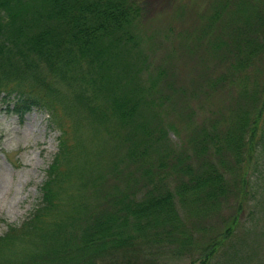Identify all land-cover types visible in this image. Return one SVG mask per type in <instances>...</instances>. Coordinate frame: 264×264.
<instances>
[{
	"label": "trees",
	"instance_id": "16d2710c",
	"mask_svg": "<svg viewBox=\"0 0 264 264\" xmlns=\"http://www.w3.org/2000/svg\"><path fill=\"white\" fill-rule=\"evenodd\" d=\"M145 6L0 0V111L21 123L35 109L58 130L37 200L0 234V264H168L191 253L189 264H264V227L238 220L241 203L196 235L184 219L194 226L243 195L244 168L264 154V0L172 6L163 36L194 73L189 85L175 54L152 63L144 50Z\"/></svg>",
	"mask_w": 264,
	"mask_h": 264
},
{
	"label": "rangeland",
	"instance_id": "374dc122",
	"mask_svg": "<svg viewBox=\"0 0 264 264\" xmlns=\"http://www.w3.org/2000/svg\"><path fill=\"white\" fill-rule=\"evenodd\" d=\"M177 1L146 0L145 7H147L148 15H143L140 19L143 34L141 39L143 42L146 39L143 45L144 50L151 46L152 63H159L167 53L175 54L174 45L170 39L164 38L163 33L167 32L165 27L173 22L171 11ZM203 7L204 3L201 1L200 8ZM177 23V25L172 23L175 24V29L179 27V22ZM176 58L177 62L173 66L176 75L182 79V84L189 85L194 73L188 71V66L179 63L180 59L177 55ZM171 63L174 62L171 61ZM209 106V108L206 106L205 113L206 110L215 108V106ZM201 116L202 114L195 116L193 122L200 123ZM57 134L58 130L49 124L46 114L41 111L31 110L24 116L21 123L14 115L0 111V234L8 225H18L37 200L38 187L43 179L44 169L56 149ZM184 135L185 132L180 129L179 139H182ZM168 137L173 142L179 141L171 131ZM258 155L255 156L257 160L253 156L244 168L242 176L245 193L243 195L239 193L237 197L229 199L228 204L223 205L219 214L208 220L196 222L194 226H192V217H184L186 223H190L194 235L198 234L200 229L206 228L208 224L212 227L218 225L220 218L222 216L226 218L238 202L241 203V210L238 213L239 221L249 222L252 214L254 219L259 218L256 221L259 227H264V168H262L264 165L261 164L264 154ZM228 174L225 172V177L231 179L232 174ZM259 227L257 226L258 232ZM197 257V254L191 253L178 259H167V263L189 264Z\"/></svg>",
	"mask_w": 264,
	"mask_h": 264
}]
</instances>
